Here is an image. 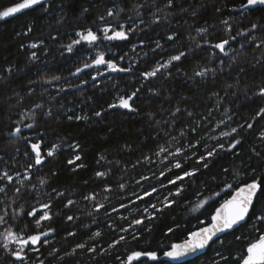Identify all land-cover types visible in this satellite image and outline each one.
I'll return each mask as SVG.
<instances>
[{
	"label": "trees",
	"instance_id": "16d2710c",
	"mask_svg": "<svg viewBox=\"0 0 264 264\" xmlns=\"http://www.w3.org/2000/svg\"><path fill=\"white\" fill-rule=\"evenodd\" d=\"M246 3L44 0L0 20V264H172L157 257L233 190L264 187V6ZM89 30L94 43L73 44ZM92 54L130 72L96 76ZM133 93L134 112L113 107ZM261 207L179 264H240ZM9 231L47 235L17 250Z\"/></svg>",
	"mask_w": 264,
	"mask_h": 264
},
{
	"label": "snow or ice",
	"instance_id": "6c2138e0",
	"mask_svg": "<svg viewBox=\"0 0 264 264\" xmlns=\"http://www.w3.org/2000/svg\"><path fill=\"white\" fill-rule=\"evenodd\" d=\"M40 3L41 0H23L22 3H17L14 7H9L6 10L0 12V18L8 17L14 13L20 12L22 9H27L32 7L33 5H37ZM169 3H171V0H169ZM255 5H264V0H247V3L245 5H242V7H249ZM104 33H105L104 38L108 40H112V39L122 40L127 38V34L124 31H115L113 35L109 36L107 35L108 29H104ZM78 35L80 36V40L73 41V44H79L81 40L87 41L88 43H93L97 40V35L90 30L86 34L78 33ZM169 39H171V37H169ZM226 43L227 41H224V43L217 44L215 47L223 51L224 44ZM33 47H35V45H33ZM68 51L69 52L72 51L71 44L68 45ZM182 55L183 53H181L180 56H173L171 57V60L172 61L179 60ZM94 63L96 65L107 64L110 69L114 71L118 70L113 62L105 60L103 54L98 55L94 60ZM88 66L89 65H85V67ZM119 70L125 71V69H119ZM155 74L156 71H153L146 73L145 75L154 76ZM198 74L203 75V73H198ZM54 79H58V77ZM133 95H135V93H133ZM130 99L131 97H129L128 99L121 98L119 106L126 109L130 108L128 102ZM113 107H115V105H113ZM261 111L264 112V109H261ZM96 115H100V113H96ZM17 131H19V129H17ZM233 131H235V129H233ZM39 148L40 146L38 144L32 145V149L36 153L37 164H40L42 162ZM53 154H54V150L49 151L47 153L48 156H52ZM212 154L213 153L210 152L209 156H211ZM76 159L79 160L80 157L77 156ZM69 163H72V161H69ZM204 166L207 167L206 164ZM176 167L179 168L180 164L177 163ZM97 175H103V174L98 173ZM186 175H192V173H186ZM174 182L175 181H173V183ZM229 187H231V185H229ZM262 195H264V187H262L261 182L257 180H253L250 183H246L236 191L235 195H233L230 200H226L221 205L220 208L216 209L215 215L212 216L211 227L204 228L200 232L192 233V236L195 239L186 240L184 244L173 245L172 250L166 252L165 255L171 258H179L188 252H193L197 249L204 248L205 245H207L208 242L212 240V237L215 236L217 232H224L226 230L233 229L234 226L240 224L242 221H245L246 218L249 217L250 213L255 215L256 202L260 199V196ZM260 212L264 213V207H261ZM33 214L34 213H30V215ZM46 218H47V214L45 213V215L41 217V219H46ZM69 219H71V217H69ZM256 219L259 221H264V214L256 215ZM136 223H140V221H137ZM37 225H39V220L37 221ZM169 231H171V229ZM4 239H5V243L3 246L5 248H8L9 241H16L24 245H27L30 241L32 244H35L37 241H39L40 237L38 235H33V236H29L27 239H20L19 237H17L16 235H14L9 231L4 234ZM79 247H83V245H79ZM246 253L247 254L242 258V264H264V235H261L255 242L250 243L246 249ZM14 254L17 256V258H20L19 252H16ZM142 255L148 256L152 259H156V253L154 252H148V253L133 252L128 257L129 264H131V261L141 257Z\"/></svg>",
	"mask_w": 264,
	"mask_h": 264
},
{
	"label": "water",
	"instance_id": "95a60500",
	"mask_svg": "<svg viewBox=\"0 0 264 264\" xmlns=\"http://www.w3.org/2000/svg\"><path fill=\"white\" fill-rule=\"evenodd\" d=\"M255 6H260V5H255ZM255 6H250V7H255ZM263 6H264V5H263ZM118 70H119V69H118ZM128 98H129V97L124 98V99H128ZM133 99H134V97L132 96L131 99L128 101V102H129V105H130V108H128V109H126V108H122V109H123V110H126V111H128V112H130V113L134 112L135 109L131 106V103H132ZM119 105H120V101L117 102V103L115 104V107H114V108H120ZM41 159H42V158H41ZM36 164H37V163H36ZM37 165H39V164H37ZM248 183H250V182H248ZM243 185H245V184H242V185H240L239 187H237L235 190H233L232 193H231L226 199H224V200H223V201L217 206L216 209L220 208L221 205H222L226 200H230V199L232 198V196L235 195L236 191H237L240 187H242ZM225 188H226V187H225ZM216 209L214 210L213 214L211 215V217H210V222H209V223H207L206 225L201 226L200 228H198V229L192 231V232L187 236V238H185L183 241L173 243V244L171 245V247H170L169 249H167L162 255H160L159 257H157V259H160V260H163V261H166V262L172 263V264H179V263H183V262H186V261H188V260H191V259H193V258H195V257H198V256L202 255L203 253H205V251L207 250V248L210 246V244H211L214 240H216L217 238L221 237V236L224 235L225 233H228V232L233 231L234 229H236L237 227H239L240 225H242L243 223H245L246 220L248 219V218H246L245 221H242L240 224L234 226L233 229L226 230V231H224V232H217L216 235L212 237V240H210V241L208 242V244L205 245V247L202 248V249H197V250H195V251H193V252H188V253H186L185 255H183V256H181V257H179V258H171V257H168V256L165 255L166 252L172 250V246H173V245L184 244V242H185L186 240L195 239V238L192 236V233H194V232H200V231H201L202 229H204V228L211 227V224H212V216L215 215V213H216ZM254 242H255V241H254ZM246 254H247V253H246ZM147 257H148V256H143V255H142L141 257H139V258H137V259L131 261V264H132L133 262L137 261L138 259H141V258H147ZM39 264H43V262H40ZM126 264H129L128 259H127V261H126ZM240 264H242V261H241Z\"/></svg>",
	"mask_w": 264,
	"mask_h": 264
},
{
	"label": "rangeland",
	"instance_id": "374dc122",
	"mask_svg": "<svg viewBox=\"0 0 264 264\" xmlns=\"http://www.w3.org/2000/svg\"><path fill=\"white\" fill-rule=\"evenodd\" d=\"M41 1H44V0H41ZM23 1H21L20 3H22ZM15 6V5H14ZM14 6H11V7H14ZM6 10V9H5ZM22 10H24V9H22ZM21 10V11H22ZM4 11V10H3ZM0 12H2V11H0ZM14 14H16V13H14ZM14 14H12V15H14ZM11 16V15H10ZM9 17V16H8ZM4 18H6V17H4ZM4 18H0V20L1 19H4ZM104 29H108V33L107 34H109V36H111V35H113V33L115 32V31H122V29H113V28H111V27H105V28H102V30H101V33L103 34V35H105V33H104ZM88 31H85V32H79V33H84V34H86ZM79 36V35H78ZM78 40H80V36H79V39ZM81 43H84L85 45H88V44H92V43H88L87 41H83V40H81L80 41ZM94 43V42H93ZM94 55V56H93ZM92 56L93 57H97L95 54H92ZM92 60V59H91ZM168 62H166L165 64H163V65H159L158 67H157V69H159V68H161L162 66H164V65H166ZM94 74L95 75H97V74H99V72H100V69L99 68H97V67H95L94 68ZM262 92H263V94H264V88H263V90H262ZM124 97V96H123ZM123 97H120L119 99H121V98H123ZM33 144H38V143H33ZM39 145V144H38ZM34 152V151H33ZM34 160L36 161V153L34 152ZM36 235H38L39 237H40V239H39V241L41 240V239H43V238H45L46 237V235H47V233H40V234H36ZM33 236V235H32ZM28 237H26L25 239H27ZM21 239V238H20ZM39 241H37L35 244H32L30 241H29V243L28 244H30L31 246H36L38 243H39ZM12 245H13V247H14V249H17V250H19L20 249V247L22 246V245H24V244H21V243H18V242H16V241H9ZM27 244V245H28ZM26 246V245H25ZM19 254H20V252H19ZM14 256L17 258V256L14 254ZM22 255L20 254V257H21ZM40 263V261L39 262H37V263H35V264H39Z\"/></svg>",
	"mask_w": 264,
	"mask_h": 264
},
{
	"label": "flooded vegetation",
	"instance_id": "af4514ba",
	"mask_svg": "<svg viewBox=\"0 0 264 264\" xmlns=\"http://www.w3.org/2000/svg\"><path fill=\"white\" fill-rule=\"evenodd\" d=\"M108 42H109V40H108ZM116 65V67H117V69H125V71H120V70H112V69H110L109 67H108V65L107 64H102V65H96V66H94V67H97V68H99L100 69V72H99V74H97L96 76H99V77H105V76H108V75H112V74H117V73H119V74H127V73H129L130 72V70L128 69V68H123V67H121L120 65H117V64H115ZM135 97L133 94L132 95H130V96H128V97ZM123 98H127V97H123ZM121 99H118V101L117 102H119ZM133 101H134V99H133ZM132 101V102H133ZM116 102V103H117ZM115 103V104H116ZM114 104V105H115ZM131 106L133 107V105H132V103H131ZM121 109H122V107H120ZM134 108V107H133ZM123 110V109H122Z\"/></svg>",
	"mask_w": 264,
	"mask_h": 264
}]
</instances>
